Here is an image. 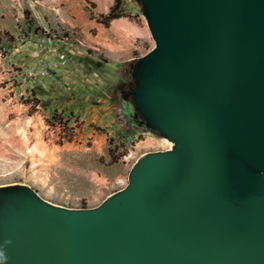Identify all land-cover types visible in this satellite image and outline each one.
Here are the masks:
<instances>
[{
  "label": "water",
  "instance_id": "1",
  "mask_svg": "<svg viewBox=\"0 0 264 264\" xmlns=\"http://www.w3.org/2000/svg\"><path fill=\"white\" fill-rule=\"evenodd\" d=\"M137 124L172 145L90 209L0 189L6 264H264V0H136Z\"/></svg>",
  "mask_w": 264,
  "mask_h": 264
},
{
  "label": "rangeland",
  "instance_id": "2",
  "mask_svg": "<svg viewBox=\"0 0 264 264\" xmlns=\"http://www.w3.org/2000/svg\"><path fill=\"white\" fill-rule=\"evenodd\" d=\"M113 2L0 0V189L90 209L125 187L139 157L171 147L122 101L130 65L154 43L136 0H120L124 24L99 23Z\"/></svg>",
  "mask_w": 264,
  "mask_h": 264
},
{
  "label": "trees",
  "instance_id": "3",
  "mask_svg": "<svg viewBox=\"0 0 264 264\" xmlns=\"http://www.w3.org/2000/svg\"><path fill=\"white\" fill-rule=\"evenodd\" d=\"M119 6L120 0H114L113 5L109 8L107 14L101 16L99 23H103L106 25L108 22L119 18L121 15L115 14V11L119 8Z\"/></svg>",
  "mask_w": 264,
  "mask_h": 264
},
{
  "label": "flooded vegetation",
  "instance_id": "4",
  "mask_svg": "<svg viewBox=\"0 0 264 264\" xmlns=\"http://www.w3.org/2000/svg\"><path fill=\"white\" fill-rule=\"evenodd\" d=\"M133 66L134 65H130V67H129V72H128V79H127V89H123V90H121V97H122V101H125V102H128L129 101V96H128V94H127V91H128V89L129 88H131V87H133V85H134V81H133V79H131V76H130V73L132 72V69H133ZM133 116V115H132ZM133 119L136 121V122H138L139 120L137 119V118H135L134 116H133ZM143 127V126H142ZM146 129V128H145Z\"/></svg>",
  "mask_w": 264,
  "mask_h": 264
},
{
  "label": "clouds",
  "instance_id": "5",
  "mask_svg": "<svg viewBox=\"0 0 264 264\" xmlns=\"http://www.w3.org/2000/svg\"><path fill=\"white\" fill-rule=\"evenodd\" d=\"M6 255L3 250H0V264H6Z\"/></svg>",
  "mask_w": 264,
  "mask_h": 264
},
{
  "label": "crops",
  "instance_id": "6",
  "mask_svg": "<svg viewBox=\"0 0 264 264\" xmlns=\"http://www.w3.org/2000/svg\"><path fill=\"white\" fill-rule=\"evenodd\" d=\"M113 24L115 25H121V24H124V21L119 18V19H116V20H113ZM139 36V34H136L135 37Z\"/></svg>",
  "mask_w": 264,
  "mask_h": 264
},
{
  "label": "bare ground",
  "instance_id": "7",
  "mask_svg": "<svg viewBox=\"0 0 264 264\" xmlns=\"http://www.w3.org/2000/svg\"><path fill=\"white\" fill-rule=\"evenodd\" d=\"M168 145H169V143H168ZM168 147H170V145Z\"/></svg>",
  "mask_w": 264,
  "mask_h": 264
}]
</instances>
